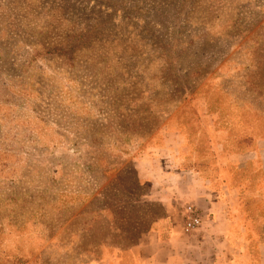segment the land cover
I'll list each match as a JSON object with an SVG mask.
<instances>
[{"label": "rangeland", "instance_id": "374dc122", "mask_svg": "<svg viewBox=\"0 0 264 264\" xmlns=\"http://www.w3.org/2000/svg\"><path fill=\"white\" fill-rule=\"evenodd\" d=\"M191 173L264 254V0H0V264H132Z\"/></svg>", "mask_w": 264, "mask_h": 264}, {"label": "crops", "instance_id": "0c3cea01", "mask_svg": "<svg viewBox=\"0 0 264 264\" xmlns=\"http://www.w3.org/2000/svg\"><path fill=\"white\" fill-rule=\"evenodd\" d=\"M189 181L188 189L177 190L163 205L164 216L157 218L144 239L128 252L132 264H234L236 261H262L264 254L252 257L234 231L242 230L240 215H232L227 203L209 182L193 173L178 176ZM191 207L201 217V226L184 233V210ZM243 245V246H242Z\"/></svg>", "mask_w": 264, "mask_h": 264}, {"label": "built area", "instance_id": "2783aa9c", "mask_svg": "<svg viewBox=\"0 0 264 264\" xmlns=\"http://www.w3.org/2000/svg\"><path fill=\"white\" fill-rule=\"evenodd\" d=\"M182 225L184 233L193 232L201 226V217L195 209L187 207L184 210Z\"/></svg>", "mask_w": 264, "mask_h": 264}]
</instances>
